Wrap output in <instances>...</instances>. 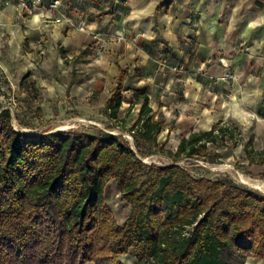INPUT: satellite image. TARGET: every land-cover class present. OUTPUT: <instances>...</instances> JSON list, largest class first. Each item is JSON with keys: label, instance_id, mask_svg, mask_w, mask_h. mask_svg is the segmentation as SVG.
<instances>
[{"label": "trees", "instance_id": "obj_1", "mask_svg": "<svg viewBox=\"0 0 264 264\" xmlns=\"http://www.w3.org/2000/svg\"><path fill=\"white\" fill-rule=\"evenodd\" d=\"M123 76L119 69L105 103L113 119ZM132 94L127 113L142 101L129 128L134 148L101 129L28 137L0 110V264H124L119 256L131 251L142 264H242L247 257L264 264V194L228 177H196L177 163L218 162V147L233 148L240 138L219 120L165 148L158 142L164 119L144 89ZM251 141L243 151L249 164L261 165L264 148L255 157ZM153 153L171 162L140 157ZM109 181L130 205L121 225L105 201Z\"/></svg>", "mask_w": 264, "mask_h": 264}, {"label": "crops", "instance_id": "obj_2", "mask_svg": "<svg viewBox=\"0 0 264 264\" xmlns=\"http://www.w3.org/2000/svg\"><path fill=\"white\" fill-rule=\"evenodd\" d=\"M69 4L71 15L87 18L92 31L106 37L115 29L123 31L124 40H107L102 48L107 59L113 58L111 73L115 78L123 70L122 82L128 81L123 91L144 89L148 105L164 123L187 125L180 138L223 121L232 107L233 116L237 106L245 111L264 107V0ZM56 15L45 10L22 14L14 0H0V65L7 75L22 74L44 51L64 65L68 58L75 61L95 50L91 33L51 22ZM185 107H194V113L182 111Z\"/></svg>", "mask_w": 264, "mask_h": 264}, {"label": "rangeland", "instance_id": "obj_3", "mask_svg": "<svg viewBox=\"0 0 264 264\" xmlns=\"http://www.w3.org/2000/svg\"><path fill=\"white\" fill-rule=\"evenodd\" d=\"M103 46H97L89 54L64 65L57 62V56L44 51L36 58L32 67L18 76L0 74V106H10L11 98L15 100L12 124L17 131L28 137H38L46 133L64 130H85L95 132L98 129L121 135L133 148L134 141L129 128L136 118L139 103L127 113L128 106L133 102L132 91H122V102L116 119L105 113L106 99L110 95L115 78L111 73L113 58L107 59L103 54ZM47 60V65L42 61ZM14 83L9 87L8 79ZM123 80V78H122ZM73 84H70V83ZM128 81L122 82L126 86ZM72 85V86H71ZM185 107L182 111L194 113V107ZM218 111L221 106L217 107ZM223 121L231 132L232 138H240L233 147L220 145L222 153L218 162L206 159H181L177 163L185 167L196 177L210 178L228 177L236 183L246 185L264 194V189L250 186L244 179L264 185V162L261 165L249 164L243 151V143L251 138L250 148L257 153L264 148V107L256 106L244 110L238 106L233 116L231 110ZM173 120V119H172ZM196 124V123H195ZM194 124V126H195ZM181 123L173 121L164 123L158 142H164L165 148L175 149L180 135L188 130L181 128ZM129 135V137H128ZM233 139L227 141L230 143ZM143 161L157 165H166L171 159L160 153L140 155ZM105 201L117 224H122L130 212V205L122 198L113 181L104 187ZM124 264L134 258L132 251L120 257ZM135 264H142L135 261ZM242 264H262L254 257H247Z\"/></svg>", "mask_w": 264, "mask_h": 264}, {"label": "built area", "instance_id": "obj_4", "mask_svg": "<svg viewBox=\"0 0 264 264\" xmlns=\"http://www.w3.org/2000/svg\"><path fill=\"white\" fill-rule=\"evenodd\" d=\"M16 2V5L19 9V11L22 14H30L35 10H45V11H58V15L50 18L51 22L54 23H65L68 28L75 29L81 32H89L92 34L93 39L96 41L97 46L102 47L104 46L105 42L107 40H116V41H122L125 38V35L122 30L115 29L113 31L112 35H109L108 37L102 35L99 32H94L89 27V21L85 17L75 18L71 15L69 11L70 2L72 0H14ZM9 0H3L4 4H8ZM47 19L45 20V22ZM1 29H2V22L0 19V35H1ZM222 63L223 60H221ZM225 64V63H224ZM173 69H176V67H173ZM0 74L4 76L7 75L4 71L3 67L0 65ZM8 86L14 87V83L8 79ZM15 107V100L14 98H11V105L5 107L8 109L13 115V108Z\"/></svg>", "mask_w": 264, "mask_h": 264}, {"label": "bare ground", "instance_id": "obj_5", "mask_svg": "<svg viewBox=\"0 0 264 264\" xmlns=\"http://www.w3.org/2000/svg\"><path fill=\"white\" fill-rule=\"evenodd\" d=\"M128 137H129V135H128ZM250 186H252V187H254V188H256V189H260V190H263L264 189V185H262V184H259V183H257V182H254V181H251V180H246V179H244Z\"/></svg>", "mask_w": 264, "mask_h": 264}]
</instances>
